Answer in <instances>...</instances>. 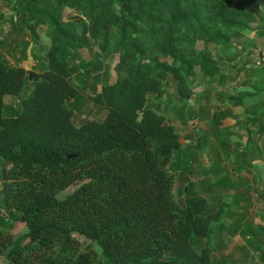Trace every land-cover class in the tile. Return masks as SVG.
Returning <instances> with one entry per match:
<instances>
[{"label":"trees","instance_id":"trees-1","mask_svg":"<svg viewBox=\"0 0 264 264\" xmlns=\"http://www.w3.org/2000/svg\"><path fill=\"white\" fill-rule=\"evenodd\" d=\"M15 10L11 30L20 29L15 41L23 57L31 43L41 55L29 72L0 47V255L6 264H219L208 242L215 227L225 226L227 202L213 192L228 195L233 182L227 173L197 190L188 174L187 190L177 194L170 166L181 135L149 102L164 96L170 81L179 102L190 104L188 120L221 124L232 115L218 105L221 99L208 101L215 108L208 102L190 107L192 86L202 76L210 92L216 90L224 71L250 55L237 54L236 40L264 22V2L17 0ZM66 11L76 15L65 19ZM4 19L0 11V23ZM42 25L49 29L46 50ZM94 44L98 58L85 61L82 48ZM227 50L236 57L221 60ZM108 55L118 56L112 75L95 73ZM249 62L243 66L247 90L228 97L234 105L257 106L238 133L249 139L228 150L237 163L247 162L249 143L264 140V65ZM84 94L106 110L103 120L74 123ZM189 163L186 170L193 169ZM17 213L26 226L20 235L12 232ZM257 229L264 226L249 223L244 237L264 264Z\"/></svg>","mask_w":264,"mask_h":264},{"label":"rangeland","instance_id":"rangeland-1","mask_svg":"<svg viewBox=\"0 0 264 264\" xmlns=\"http://www.w3.org/2000/svg\"><path fill=\"white\" fill-rule=\"evenodd\" d=\"M262 1L264 2V0ZM16 6L17 0H0V11L5 16V19L0 23V32H3L4 37H6L5 43L0 47L5 57L12 64H21L27 71L31 72L36 67L38 68V61L34 56L41 55V53L31 43L27 50V57H23L21 45L15 41L20 29L18 27L11 30V19L14 15H18L15 10ZM75 15L66 11L64 18L70 19ZM261 25H264V22L254 23L251 29L244 32L242 38L236 40L240 47L237 54L244 56V52H247V50H250L251 53L249 56L245 55V60L239 67L224 71V81L222 84L216 82L215 85L218 87L216 90L210 92L208 82L202 76L192 86L195 92L192 99L195 103L191 104L190 107L197 109L201 103L205 104L210 100L221 99L218 105L225 111H231L232 115L223 118L221 124L215 123L212 119L205 121H201L199 118L188 120L184 111L190 104L179 102L176 86L170 81L164 84L165 95L160 98L152 95L149 102L150 108L165 114L170 122L176 124L181 135V147L176 157L177 163H174V161L170 166L177 194L184 186L186 187L188 174L194 178L197 190L228 174L231 178L228 182H233L228 195L224 193V190L218 188H214L213 192L215 199L218 200L222 197L227 202L224 217L225 226L215 227L216 230H219L208 242L212 248L213 259L219 264H260L256 252L258 248L254 249L248 243L244 234H246L249 223L261 225V221L264 219V140H260L257 146L253 142L248 144V160L246 163H237L234 161V156L230 157L232 151V149L228 151L230 146L234 147L237 141L243 143L249 139L247 134L240 138L241 136L238 133L248 126L252 112L257 110V106L252 102H247L246 105H234L228 97L234 92V89L237 90L236 93H244L247 90L249 81L243 77V66H250V60L258 61V51L264 49V31H259ZM9 28L10 30H8ZM39 32L43 46L42 50H46L47 45L50 43L49 29L42 25ZM82 55L85 61L98 58L97 46L94 44L92 49L82 48ZM234 55L232 51L227 50L220 53L219 57L221 60H229L235 58ZM117 61L118 56L108 55L104 61L103 70L94 68V72L101 75L105 72L111 76ZM77 63H79L78 59L76 60ZM12 99L10 96L6 98L8 102ZM262 100L264 101V97ZM67 104L69 105V103ZM207 104L215 108L212 103L208 102ZM259 105L261 106V103ZM213 111L212 109V113ZM105 116L106 110L94 103L88 94H84L79 98V106L75 110L73 121L76 125H80L85 120L101 121ZM190 159L194 161L192 164L193 169L186 170L189 169ZM179 163L182 164V167L176 168ZM238 166L244 168L239 171ZM183 168H185V171H183ZM79 184L75 183L69 186L59 196L70 193ZM215 202L216 200L212 201V203ZM213 206L216 207L215 204ZM1 207L0 204V209H2ZM14 221L16 225L12 232L15 235H20L26 231V226L20 222L18 213L15 215ZM255 232V239L263 245L264 231H258L257 229ZM219 238H223V240L220 241L218 248H214V244L217 243ZM0 264H6L4 255H0Z\"/></svg>","mask_w":264,"mask_h":264},{"label":"water","instance_id":"water-1","mask_svg":"<svg viewBox=\"0 0 264 264\" xmlns=\"http://www.w3.org/2000/svg\"><path fill=\"white\" fill-rule=\"evenodd\" d=\"M32 58V57H31ZM258 63L260 64V65H264V49H260L259 51H258ZM30 75H31V73H30ZM187 190V189H186Z\"/></svg>","mask_w":264,"mask_h":264},{"label":"crops","instance_id":"crops-1","mask_svg":"<svg viewBox=\"0 0 264 264\" xmlns=\"http://www.w3.org/2000/svg\"><path fill=\"white\" fill-rule=\"evenodd\" d=\"M8 30H10V28ZM261 225L264 226V219H263V221H261Z\"/></svg>","mask_w":264,"mask_h":264}]
</instances>
